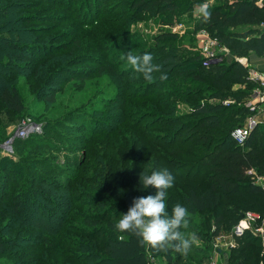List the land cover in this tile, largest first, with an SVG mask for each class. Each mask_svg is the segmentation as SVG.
<instances>
[{"label":"trees","instance_id":"16d2710c","mask_svg":"<svg viewBox=\"0 0 264 264\" xmlns=\"http://www.w3.org/2000/svg\"><path fill=\"white\" fill-rule=\"evenodd\" d=\"M18 1L20 0H0V140L4 136L5 128L14 124L12 116L18 117L24 111L14 86L15 73L28 72L36 76V71L42 65L46 66L55 55L65 51L60 46L52 44L45 46L33 42L42 39L46 32L36 33L31 28L26 29L22 26L34 21L32 20L34 18L21 17L17 13L19 10L28 9V6L21 8ZM60 1L62 0H58V4L67 9L71 8V0H67V6ZM87 1L84 0L79 4V8L71 10L73 12L71 17L89 29L99 23L97 16L119 11L124 0H117L112 8L104 10L101 8L103 3L94 0L96 13L91 19L84 14ZM125 1H128L125 8L120 10L125 14L123 17L126 19L125 25L133 19L158 17L161 25L170 26L179 18L189 17L194 7L200 6L206 0ZM211 1L216 4L207 10L210 15L205 19L200 13L197 19H193V29L190 32L204 30L227 48L229 55L218 64L203 67L198 52L196 50L188 52L187 48L174 46L176 36L169 33L154 37L153 45L142 52L139 50L143 44L132 34L123 33L120 38L113 40L98 36L100 40L97 43L103 57L95 61V68L89 74L95 76L101 72L103 76H108L114 85L113 96L103 102V108L105 105V109L110 110L105 111L104 118H91L84 113L88 111L82 110L75 113L76 115L65 116L55 122L44 124L40 139L31 135L26 139L13 141L12 144L23 149L59 153L62 157L74 159L76 169L72 170L73 172H59L58 176L65 177L62 183L49 180L45 175L31 177L32 172L20 162L21 159L11 165L9 157L0 156V211H2L0 257L9 256L12 250L23 247L22 245H31L32 248L20 258L21 260L18 262L15 260L14 264H86L93 257L92 245L88 247L79 242L69 244L63 239L61 241V236L55 247H50L48 235L57 239L60 235L58 229L63 225L60 218H55L54 215L58 213L63 216L67 207L61 203L54 204L48 195L31 189V184H42V179L47 185L58 186V188L48 186L49 189H60L62 193L67 194L65 199L69 204L84 206L80 204L79 198L88 200L90 196L95 197L98 212L93 214L94 221L105 222L113 210L117 212L115 224L122 218V214L127 213L134 198L156 194L157 190L153 186L143 188L140 183L141 174L145 172L151 174L152 171L163 168L172 173L175 179L173 186L166 190V210L170 214L171 209L179 203L188 210L189 218L199 217L201 220L198 226L190 227L191 231L187 232V235L195 233L197 236V242L188 255L176 253L171 248L165 251L143 245L137 235L127 231L118 232L114 229V224L106 223L108 231L107 235L103 236L102 230L105 229L96 228L90 223L89 216H83L84 223L88 226V230L85 229L84 232L85 237L91 241L102 242L105 264H147L148 256L162 260V264H205L213 238L223 231L225 226L231 228L246 212L264 218V189L254 182L259 178L264 185V120L255 126L244 144L238 146L230 139L229 133L241 125L246 111L241 106L232 104L222 107L218 104L225 100L241 102L247 95L246 90L250 88L245 79L246 71L233 62V57L254 58L264 62V32L257 30V26L264 22V8L258 9L251 0ZM98 6L100 8H97ZM104 20L106 22L102 21L101 26H97L100 30L96 28L103 33L107 30L101 27L113 23L109 22L108 18ZM32 37H36L37 40H33L31 44L20 43L26 38H29L30 43ZM191 39L192 37L189 41ZM129 51L133 54L137 52L138 55L151 54L153 64L160 67L159 72L152 74L153 82L146 81L144 85L134 87V90L142 89L141 92L121 90L122 78L130 75L143 78L130 68L126 60H121V56ZM70 52L76 56L80 55L76 50ZM113 54L117 56L112 58L111 63L107 57ZM79 63H81L79 59L73 58L68 59L65 65L47 66L45 75L41 77L50 80L57 74L61 83L78 76L84 79L88 76V73H84L87 71H77L70 76L64 74L68 70L67 66L78 67ZM6 70L11 74H5ZM161 74H166L167 79L160 80ZM236 85L238 87L245 85V90H233V86ZM141 99H145L146 112L137 109ZM50 100L52 102V99ZM150 110L153 113H148ZM107 112L114 116L107 115ZM131 114L137 116L131 126L139 128L140 130H137L145 139L161 146L165 151L162 155L159 150L154 151L155 154L152 153L153 160L156 161L152 166L153 170L149 171L142 167L133 172L135 168L133 169L132 165L129 169L130 173H134L133 176L126 174L122 166L105 172L104 162L108 161L109 153L94 154L95 157L100 156L97 158L98 162L94 161L93 165H97L98 168L90 171V168L84 169V164L86 167L91 165L83 158L77 160V147L86 146L88 142L103 135L116 133L117 125ZM3 116L7 119L3 120ZM149 118L152 121L142 124ZM96 123H101V127L94 126ZM152 129L170 130L171 135L164 140L163 136L149 134V130ZM60 131L66 133L80 131L88 138L82 141ZM49 134L69 146L63 147L45 140L44 137ZM118 141L123 142V139ZM90 183H101L98 194H88L85 191L92 187ZM35 199L45 200L53 213L48 212L47 207L38 204ZM110 200H113L114 204L107 206L106 203ZM210 224L212 230L209 234ZM15 227H18L19 233L24 229H31L32 232L23 240L13 239L15 236L4 239ZM233 241V248L227 252L228 263L264 264V248L261 247L258 238L245 232ZM61 244L81 251L89 248V252L68 255L65 253L61 257V254L55 251L57 248L61 250L59 248Z\"/></svg>","mask_w":264,"mask_h":264},{"label":"rangeland","instance_id":"374dc122","mask_svg":"<svg viewBox=\"0 0 264 264\" xmlns=\"http://www.w3.org/2000/svg\"><path fill=\"white\" fill-rule=\"evenodd\" d=\"M83 1L84 0H71L70 9H67L66 7L58 4V0H20L17 2L21 8L28 6V9L17 11V13L21 15V17L31 16L34 18L32 19L34 21L23 24L22 26L26 29L31 28V30L35 32H46L42 36V39H40L38 42L33 41L37 40L36 37H32L30 43L29 38L21 40L20 43L31 44V42L33 41L34 43H41L45 46L52 44L63 47L62 50H65L66 53L64 51L55 55L52 59L49 60L46 66L42 65L40 69L36 71V76H33V74H30L28 72L24 73L17 71L15 73L16 75L13 77L14 86L16 87L17 93L24 106V111L18 117L16 115L12 116L14 124L5 128L4 136L0 140V144L5 142L10 137L15 128L24 119H29L34 123L40 125L39 132L33 134L35 135L33 138L40 139L41 136L39 135L41 134V129L43 130L44 124L46 125L47 123L55 122L56 120H60L65 116H72L75 113H80V111L82 110L88 111V113H84L88 114L91 118H102L105 114V111L110 110L105 109V105L103 108V102L105 103L108 98L113 96L115 92L114 85L111 83L108 76H103L101 72H99L95 76L94 74H89L90 72H93L91 70L95 68V61L100 59V57H103V53H101L100 51L101 48L97 43L100 40L98 39V36H100V38L103 37L107 40H113L115 38H120L122 35H124L123 33H126V35L132 34L133 36L137 37V41L143 44L142 49L139 50V52H142L144 50L147 51V49L153 45L154 37L169 33L176 36L174 46L187 48L188 52H193L194 50L197 51L196 43L194 40L197 31L195 33L190 32L193 29L192 21L193 19L198 18L201 13L200 8L203 5H207L208 10L216 4L211 0H206L200 6L194 7L189 17H182L179 18V20L174 21V23L170 25L173 29H167L164 28V26L166 25H161L158 22V17H148L146 19L135 20L133 19L125 25L126 19L123 18L125 14L123 11H120L121 9L123 10V8H125L124 6L128 2L124 0L120 4V10L118 9L119 11H114L113 13L108 15L97 16L99 23L95 27L88 29L86 26L80 25L78 22H76L75 19L71 17L73 13L71 10H74V8H79V4H82ZM116 2L117 0H98L97 3H103L101 8L102 10H104L112 8L116 4ZM60 3L67 6V0H62L60 1ZM86 5V13L84 14L88 19H91L94 17V13H96L94 0H88ZM97 8H100V6H98ZM106 18H108V20L110 19L109 22L113 23L110 25L105 24L106 26L101 27V29H104L105 31L107 30V32L103 33L101 31H98L96 28H99L101 26L102 21L106 22V20H104ZM178 23H182L181 28H177ZM190 37H192V39L189 41ZM70 50H76L80 55H73ZM115 56L117 55H110L109 57H107V60L112 63V58H114ZM71 58H76V60L79 59L81 63H79L80 65H78V67L67 66L68 70L65 71V76H70L77 71H87L84 72L88 73V76L86 78L83 79L81 76H78L68 79V82L65 81L64 83H61L60 78L58 77L59 75L57 74H55L54 77H51L50 80L49 78L41 77L45 75L47 66H54L59 64L65 65L68 59L72 60ZM252 60H254V58ZM41 63L42 61L40 62V64ZM120 68L122 69L123 66H120ZM9 73L11 74V72L6 70L5 74L9 75ZM145 82L146 80L139 76L130 75L122 78L123 89L121 90H123V92H141L142 89L134 90V87L139 86L140 84L144 85ZM237 89L240 88L237 87L235 90ZM50 99H52V102ZM139 102L140 105L137 107V109L141 112H146L147 108L145 107L146 104L144 103L145 99H141ZM148 113H153V111L150 110ZM108 114L109 112H107V115ZM109 116L114 115L109 114ZM136 117L137 116L135 114H131V116L125 119V121L117 125V132L113 133L114 135H103V137L99 139H93L95 140L94 142L93 140L90 143L88 142L86 146L83 145L81 147H77V160L79 161L80 158H83L86 163H90L91 165V167H86V165L84 164V169L87 170L88 168H90V171L98 168L97 165H93L94 161L96 163L98 162L97 158H99L100 156L97 155L95 157L94 154L101 155L103 153H109L110 157L108 161L104 162L105 172H109L113 168L122 166V170H124L126 174H128L129 176H133L134 173H130L129 169V166L132 165L133 169L135 168L133 172L142 167L148 169L149 171H152V166H154L156 162L155 160H153L152 153L155 154L154 151L159 150L162 155L165 151H163L161 146L145 139V137L141 135V132L137 130L139 128H133L131 126L132 121L135 120ZM5 119L7 118L3 116V120ZM150 121H152L150 118L146 119L142 124H147V122ZM101 123H96L94 124V126L100 128ZM107 123L111 124L110 122ZM60 133H63L67 136H73L82 141L88 138L85 133L80 131L74 133H66L65 131H60ZM149 134L163 136L162 138L164 140H167L171 135V131L152 129L149 130ZM44 139L50 140L63 147L69 146L52 134L47 135L46 137H44ZM118 139H123V142H119ZM11 148L12 153L7 156L11 160V165L21 159L20 162L29 167L30 171L32 172L31 177H35L37 175H45L49 180L62 183L65 181V177H63L62 175L58 176L59 172L70 173L72 170L76 169L74 165V159L62 157L59 153L36 152L32 148L23 149L20 146H15L14 144H12ZM44 166H47L48 168ZM90 184L92 187L87 188L85 191L88 194H98L101 190V183ZM48 186L52 187L51 185H47L46 182H44V180L42 179V184H31V189L48 195L51 200L54 201V204L61 203L67 207V210L63 216L59 215L58 213L54 215L55 218H60L63 225L58 229V234H60L57 238L58 240L48 235L47 238L49 240V243L51 244L50 247H55L57 242H59L60 240V236L61 241L63 239V241L68 242L69 244L79 242L88 247L92 245L93 257L89 259L86 264H90L92 262H97V264H105L102 254V242L91 241L85 237L84 232L88 230V226H86V224L84 223L83 216H89L90 223L95 225L96 228L105 229L102 231H104L103 236H106V232L108 231L106 223L114 224V221H116L117 212L112 210L105 222L97 223L94 221L93 217V214L98 212L95 197L90 196V199L88 200L86 198H79L81 202L80 204H84V206H76L74 203L69 204V201L65 199V196L67 194L62 193L60 189H49ZM89 186L90 185H88V187ZM59 187L61 188V186ZM52 188H58V186ZM10 194L12 193L10 192ZM35 200H37L38 204L46 206L48 212L53 213V210L48 206L45 200ZM112 203L113 200H110L106 203V205L111 206ZM34 208L37 210L36 207ZM188 220V227L180 229V231L182 233H185L186 235L188 234L187 232L191 231L190 227L192 228L198 226L201 221L199 217H188ZM211 225L212 224H210V231L208 230L209 234L212 230ZM229 228L230 227L225 226L224 230L221 231L217 236H221V238L226 239L231 229ZM17 229L18 227H15V229L11 231L6 237H4V239L13 238L15 236L13 239L21 238V240H23L24 238H28V234L32 232L31 229H24L19 233ZM22 246L23 247L12 250L9 256H1L0 264H14L15 260H17V262L21 260L20 258L23 257L24 254L28 253L32 248L31 245ZM61 246H63L62 248H64L65 250L62 249ZM61 246L59 247L61 250H59L58 248L55 250L56 252H59L61 254V257H63L65 253L66 255H68V253L86 254L89 252V248L83 249L84 251H81L73 247L68 248V246L64 244H61ZM221 249L222 251L219 254L217 260L219 262L218 264H230L227 261L228 251L224 250L223 248ZM215 255L217 254L213 253L211 256L210 249L208 259L209 257H215ZM146 259L148 260V257H146ZM61 263H63V261H61ZM152 264H162V260L157 259L152 262Z\"/></svg>","mask_w":264,"mask_h":264},{"label":"built area","instance_id":"2783aa9c","mask_svg":"<svg viewBox=\"0 0 264 264\" xmlns=\"http://www.w3.org/2000/svg\"><path fill=\"white\" fill-rule=\"evenodd\" d=\"M253 5L258 9L264 8V0H251ZM182 23H178L177 28H181ZM167 29H173L172 26H164ZM257 30L264 32V22L257 26ZM180 31V30H179ZM195 43L198 55L203 67L218 64L223 61L229 54L227 48L221 45L215 38L211 37L206 31L199 30L195 34ZM233 62L239 64L246 71V81L249 83L250 88L246 90L247 95L241 102L235 100H225L218 102L222 107L233 105L241 106L246 111V116L243 118L241 125L233 128L230 133V139L238 146H242L249 136L250 132L261 124L264 120V62L259 60H251L246 57H233ZM238 86L233 87L235 90ZM245 85L240 86L244 89ZM245 90V89H244ZM217 103L215 101H210ZM40 125L34 123L29 119H24L15 128L10 137L0 144V156L7 157L12 153V143L16 139H26L29 136L39 132ZM259 181V182H258ZM255 184H259L264 189L261 179L257 178ZM245 232L249 233L255 238L259 239L260 245L264 248V218H260L255 213L246 212L231 227L228 237L221 238V236L214 237L211 243V256L217 254L215 257L207 260L205 264H218V256L223 248L230 250L234 246V239L240 238ZM225 240V241H223ZM155 259L148 256L147 264H152Z\"/></svg>","mask_w":264,"mask_h":264},{"label":"clouds","instance_id":"9594fccd","mask_svg":"<svg viewBox=\"0 0 264 264\" xmlns=\"http://www.w3.org/2000/svg\"><path fill=\"white\" fill-rule=\"evenodd\" d=\"M200 12L206 19L210 13L207 5L200 8ZM121 60L126 63L137 74L142 75L143 79L153 82L154 72H159V65L153 64V57L149 53L133 54L130 51ZM160 80L167 79L166 74H161ZM174 176L167 169L147 172L140 175V183L143 188L153 186L157 191L154 196L134 198L132 205L126 214L114 224V229L118 232H132L140 238L143 245L151 248L167 251L171 248L176 253L187 256L192 246L197 242L195 233L186 235L180 231L187 228L189 224L188 210L181 204H176L171 213L166 210V190L171 188L174 183Z\"/></svg>","mask_w":264,"mask_h":264},{"label":"crops","instance_id":"0c3cea01","mask_svg":"<svg viewBox=\"0 0 264 264\" xmlns=\"http://www.w3.org/2000/svg\"><path fill=\"white\" fill-rule=\"evenodd\" d=\"M251 59V58H250ZM252 60V59H251ZM236 86H238V85H236ZM233 87H235V86H233ZM213 239H215V238H213ZM228 251V250H227ZM224 258H225V256H224Z\"/></svg>","mask_w":264,"mask_h":264}]
</instances>
